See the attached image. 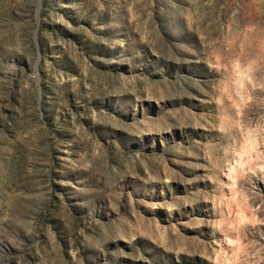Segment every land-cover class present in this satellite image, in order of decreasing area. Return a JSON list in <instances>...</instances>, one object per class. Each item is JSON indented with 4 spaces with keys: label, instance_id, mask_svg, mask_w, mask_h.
<instances>
[{
    "label": "rangeland",
    "instance_id": "rangeland-1",
    "mask_svg": "<svg viewBox=\"0 0 264 264\" xmlns=\"http://www.w3.org/2000/svg\"><path fill=\"white\" fill-rule=\"evenodd\" d=\"M0 264H264V0H0Z\"/></svg>",
    "mask_w": 264,
    "mask_h": 264
}]
</instances>
